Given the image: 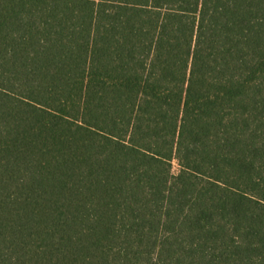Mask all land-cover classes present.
<instances>
[{
	"label": "trees",
	"instance_id": "trees-1",
	"mask_svg": "<svg viewBox=\"0 0 264 264\" xmlns=\"http://www.w3.org/2000/svg\"><path fill=\"white\" fill-rule=\"evenodd\" d=\"M0 264H264V0H0Z\"/></svg>",
	"mask_w": 264,
	"mask_h": 264
},
{
	"label": "rangeland",
	"instance_id": "rangeland-1",
	"mask_svg": "<svg viewBox=\"0 0 264 264\" xmlns=\"http://www.w3.org/2000/svg\"><path fill=\"white\" fill-rule=\"evenodd\" d=\"M178 166H177V164H176V168H177Z\"/></svg>",
	"mask_w": 264,
	"mask_h": 264
}]
</instances>
